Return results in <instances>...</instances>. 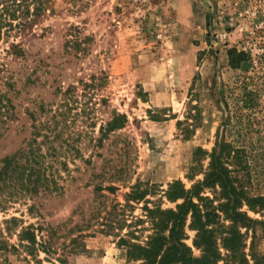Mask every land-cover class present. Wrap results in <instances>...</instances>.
<instances>
[{
    "label": "rangeland",
    "instance_id": "obj_1",
    "mask_svg": "<svg viewBox=\"0 0 264 264\" xmlns=\"http://www.w3.org/2000/svg\"><path fill=\"white\" fill-rule=\"evenodd\" d=\"M16 30L0 41V86L15 82L0 158L27 146L38 127L57 187L0 210V222L55 227L57 251L40 252L42 264H142L121 238L147 241L146 203L174 207L169 183L191 187L194 150L210 152L218 139L247 149L249 188L264 195V0H44ZM232 47L248 54L237 69ZM117 114L124 127L102 137ZM134 186L144 199H128ZM248 213L264 221V211ZM16 228L5 231L10 243ZM257 246L264 253V225ZM6 257L36 264L20 248Z\"/></svg>",
    "mask_w": 264,
    "mask_h": 264
},
{
    "label": "trees",
    "instance_id": "obj_2",
    "mask_svg": "<svg viewBox=\"0 0 264 264\" xmlns=\"http://www.w3.org/2000/svg\"><path fill=\"white\" fill-rule=\"evenodd\" d=\"M43 9L44 0H0V41L11 37L14 30L22 28ZM11 49L19 56L25 54L19 44L13 43ZM228 57L229 64L237 69L248 59V54L232 47L228 49ZM14 83L8 77L5 82L8 90L0 86V140L3 127L13 114L10 92ZM69 91L70 87L66 93ZM126 121L125 115H114L106 127L101 126L102 137L123 128ZM40 135L37 127L27 146L0 158L1 211H6L17 200L34 199L41 192L57 187H52L44 168V141L38 140ZM43 137L49 138L48 135ZM206 159L208 166L203 169ZM247 159L245 147L225 139H218L210 152L197 147L192 173L188 176L195 182L187 187L182 180L176 179L169 183L165 192L167 200L175 206L164 208L160 203L149 206L146 201L144 210L152 228L147 241L130 242L121 238L128 246L129 258L141 260L142 264H264V253L257 246L258 226L264 225V221L248 213V210L264 211V195H254L249 188ZM200 173L203 178L196 180ZM109 188L114 190L113 186ZM146 194V189L134 186L128 199H144ZM245 206L248 210L244 209ZM36 208L35 202L28 205L29 212ZM22 221L12 216L4 220V228L0 222V264L7 260L9 252L19 248L36 264H42L40 252L49 256L56 253L55 227L23 225ZM15 228L19 230L17 244L5 238V231L12 235ZM188 230L194 232L192 245L187 242L190 238ZM194 248L200 254L197 255ZM60 261L64 262V259L60 258Z\"/></svg>",
    "mask_w": 264,
    "mask_h": 264
}]
</instances>
